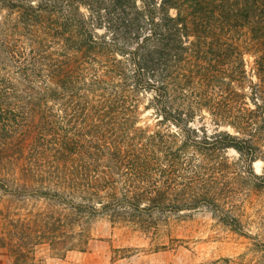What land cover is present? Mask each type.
Instances as JSON below:
<instances>
[{"label":"trees","instance_id":"trees-1","mask_svg":"<svg viewBox=\"0 0 264 264\" xmlns=\"http://www.w3.org/2000/svg\"><path fill=\"white\" fill-rule=\"evenodd\" d=\"M246 55L258 80L254 108L243 102L232 114ZM183 77L186 86L204 88L214 124L225 118L234 132L195 142L233 149L249 164L258 159L264 0H0V244L13 264L30 263L27 241L40 233L21 213L26 202L65 200L74 185H87L96 152L119 150L94 119L133 116L138 97L149 93V107L181 128L168 116L177 110L170 87Z\"/></svg>","mask_w":264,"mask_h":264},{"label":"rangeland","instance_id":"rangeland-1","mask_svg":"<svg viewBox=\"0 0 264 264\" xmlns=\"http://www.w3.org/2000/svg\"><path fill=\"white\" fill-rule=\"evenodd\" d=\"M244 64L245 81L233 85L242 96L230 97L232 114L243 102L254 108L253 57L246 55ZM180 67L184 75L189 61ZM203 91L186 86L184 77L171 85L177 110L168 119L183 128L149 107V93L138 97L133 116L94 119L119 150L96 152L99 159L86 165L87 185H74L78 190L65 200L26 202L21 213H30L40 231L27 241L29 264H264V147L249 164L233 149L196 143L234 133L225 118L214 124ZM262 120L253 119L264 139ZM78 196L92 204L83 207ZM0 264H13L2 244Z\"/></svg>","mask_w":264,"mask_h":264}]
</instances>
